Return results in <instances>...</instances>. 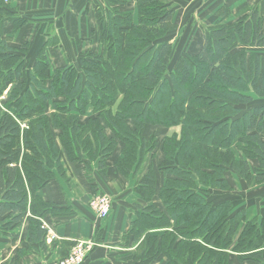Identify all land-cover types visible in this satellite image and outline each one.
I'll return each mask as SVG.
<instances>
[{"label":"trees","instance_id":"16d2710c","mask_svg":"<svg viewBox=\"0 0 264 264\" xmlns=\"http://www.w3.org/2000/svg\"><path fill=\"white\" fill-rule=\"evenodd\" d=\"M125 2L107 0L110 8L98 11L102 53L85 51L81 69L56 66L49 84L48 43L28 64V44L14 48L0 42V93L9 83L14 86L7 110L0 115V230L16 239L15 229L28 221L29 242L45 248L44 219L66 215L69 208L44 199L39 191L56 174L65 175L64 156L71 161L85 159L87 167L97 160L106 177L107 160L122 142L116 165L129 176L138 172L147 153L153 151L142 137L145 127L180 125V137L163 141L160 166L152 163L136 187L150 204L139 206L132 223L134 239L139 240L149 228L167 224L172 228L164 233L163 241L149 232L145 235L138 246L139 262L154 261L169 246L170 264L177 260L221 264L220 252L229 254L226 250L232 247L240 261L262 264L264 214L261 219L247 220L245 209L234 211L229 199L215 203L207 192L232 188L225 177L229 169L246 180L252 178L249 159L253 157L261 168L255 180H264V103L258 102L264 99V57L254 56L250 63L242 53L237 58L230 53L238 44L264 46V17L253 10L236 23L212 28L197 53H186L169 70L166 58L172 53V43L160 40L176 26L169 0H136L137 20L120 9ZM23 24V18L15 21V29ZM50 102L51 117L46 113ZM89 107L97 114L89 128L103 120L124 140L141 137L143 141H114L101 130L98 149L91 151L90 141H79L77 125ZM53 129H61V138L67 141H56ZM239 143L236 155L234 144ZM202 148L214 158L208 171L197 163ZM160 172L168 178L158 188ZM202 182L211 187L202 188ZM155 195L165 210L153 202Z\"/></svg>","mask_w":264,"mask_h":264},{"label":"crops","instance_id":"0c3cea01","mask_svg":"<svg viewBox=\"0 0 264 264\" xmlns=\"http://www.w3.org/2000/svg\"><path fill=\"white\" fill-rule=\"evenodd\" d=\"M188 1L190 2L179 0L178 3ZM215 2L226 5L232 13L240 10L244 15H250L253 10H257L264 17V0ZM106 6L107 0H0V42L14 48L28 44L29 54L33 57L37 54V49L46 42L51 64L60 66L69 60V54L76 49L91 48L89 35L100 28L98 11ZM22 18L24 24L15 29V21L18 22ZM258 48L264 49V46ZM258 102L264 103V99ZM117 159L109 157L107 176L104 177L98 169L97 160L90 161V166L87 167L85 159L71 161L64 156L62 163L65 175L56 174L54 179L39 191L44 199L69 208L66 215H48L44 219V223L57 232L58 238L49 241L46 236L45 248L37 242L30 243L28 221L15 229L18 234L16 239L0 230V264H50L66 255L78 239H92L96 242L84 264H141L137 256L138 246L145 235L149 232L162 240L164 233L170 232L172 228L169 224L149 228L139 240L134 239L131 234L132 223L138 216L139 206L150 204V201H145L139 195L136 187L140 185L153 163V158L144 159L138 172L129 176L118 170ZM249 163L254 166L252 162ZM253 180L256 181L255 176ZM163 184L158 185V188ZM230 184L232 188L221 191L215 203L232 200L233 210L245 209L247 220L261 219L264 214V180L256 185H246L247 182L245 185L240 182L238 186L231 182ZM92 193H109L113 203L109 217L101 219L89 207L88 200ZM152 200L160 210H165L158 195ZM243 225L244 222L239 231L237 230L234 241ZM180 238L186 240L185 236H179L178 239ZM170 251L168 246L166 252L162 251L157 259L146 264H170ZM226 251L229 253L225 257L228 264H261L254 260L240 261L238 252L233 248ZM177 264L185 263L177 260Z\"/></svg>","mask_w":264,"mask_h":264},{"label":"rangeland","instance_id":"374dc122","mask_svg":"<svg viewBox=\"0 0 264 264\" xmlns=\"http://www.w3.org/2000/svg\"><path fill=\"white\" fill-rule=\"evenodd\" d=\"M126 2L120 5V9L125 13H132L134 15L135 20L138 18V3L134 2V0H125ZM176 0H169L171 8L174 9V21H175V28H172L165 34L164 37H162L160 40L168 39L172 43V53L170 56L166 58V63L168 65L169 70L173 69L178 61V59L186 53H197L199 49L204 44V35L206 33L210 34L212 28L220 27L223 24L231 25L233 23H236L240 19H243L242 17L244 15V12H235L232 13L231 10L224 4L220 2H215V0H190V2H182L178 3ZM136 3V4H135ZM110 6H107L103 10L109 9ZM99 29L95 30V32L92 33V35H89L90 37V49L101 52L103 51V44L101 42ZM40 49H37V54L33 56H30V54L27 56V63L29 64L33 60L36 59L38 52ZM88 50V49H87ZM85 48L82 50L76 49L75 52L69 54L68 59L66 63L63 65H71L74 66L77 69H81V56L87 51ZM243 51V52H241ZM30 53V51H29ZM231 57L237 58V56L241 55V57H245L249 59V62L252 63L254 56L259 55L261 58L264 57V49H259L257 46H250V45H242L238 44L235 48H233L231 51ZM56 66H51V69L48 70V76H47V84L51 83V80L53 78V68ZM13 84H8L7 87L3 90L2 93H0V115L7 110V103L9 99V94L11 89L13 88ZM13 110V109H11ZM54 109L52 106V103L50 102L47 106L46 113L49 117H51ZM97 114L93 112L92 107L88 108L87 114L84 115V117H81V119L77 122V125L80 126L79 129L80 132L79 135V141H90L91 142V151L92 149L97 150V141H99V135L98 132L101 130L106 133L107 137L113 139L114 141H143L141 140V137L136 138H129L124 140V138L115 135L114 132L105 124V122L102 120L100 124L99 122H94L92 124V128H89L88 126L91 125L89 122L92 118L96 117ZM27 124L25 123L24 126ZM61 129H53V133L55 136L56 141H67L61 138ZM182 132V127L180 125L171 126V127H163L161 125H147L143 131L142 137H144V141H148L149 144L153 147V151L147 153L145 159L151 160L154 163V166L157 168L160 166L161 162L164 160V152H163V141L166 140V138H169L173 135H178L180 137ZM108 141V140H107ZM124 143L119 142L118 146L116 147L114 153H113V160L117 159L120 156V152L122 150ZM239 144H234V152L236 155L240 154V149L238 148ZM89 148V147H88ZM207 151L202 148L199 151V161L197 163H200L201 169L208 171L211 163L214 161V158L211 156H207ZM204 159H207L205 161ZM204 160V161H203ZM254 166H251L252 168V178H249L248 180L242 178L239 176L234 170L229 169L225 173V177L228 176L229 181L234 185L238 186L241 182L242 184H251L254 183L256 185L258 182L253 180V177L256 176V173L261 169L259 166V160L257 158H250L249 159ZM210 163V164H206ZM199 165V166H200ZM168 176L167 174L160 172L158 173V185H161L162 183H165ZM243 180V181H242ZM246 181V182H244ZM211 186H205L202 182V188L208 189ZM208 195L211 199L217 200L222 193L220 189H214L209 188ZM98 193H92L89 196V207L90 201L93 196H95ZM101 194H107L109 193H101ZM110 196V195H109ZM111 198V196H110ZM214 202V201H213ZM112 198H111V211H112ZM92 209V208H91ZM111 212L109 213V215ZM109 215L107 217H109ZM242 224L240 225V227ZM239 227V229H240ZM238 229V231H239ZM232 249V247L230 248ZM228 249V250H230ZM222 261L221 264L225 263V253L226 252H220Z\"/></svg>","mask_w":264,"mask_h":264},{"label":"built area","instance_id":"2783aa9c","mask_svg":"<svg viewBox=\"0 0 264 264\" xmlns=\"http://www.w3.org/2000/svg\"><path fill=\"white\" fill-rule=\"evenodd\" d=\"M5 1L7 2L8 0ZM90 206L99 218H106L111 212V198L107 194H96L92 197ZM44 227L47 231L49 241L58 238L57 232L52 227L45 223ZM95 246L96 242L92 239H78L66 256L60 257L52 261L50 264H84Z\"/></svg>","mask_w":264,"mask_h":264}]
</instances>
